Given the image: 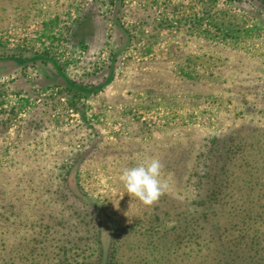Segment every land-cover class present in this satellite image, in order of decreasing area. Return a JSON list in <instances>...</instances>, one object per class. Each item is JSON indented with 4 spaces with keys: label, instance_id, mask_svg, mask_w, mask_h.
Wrapping results in <instances>:
<instances>
[{
    "label": "rangeland",
    "instance_id": "374dc122",
    "mask_svg": "<svg viewBox=\"0 0 264 264\" xmlns=\"http://www.w3.org/2000/svg\"><path fill=\"white\" fill-rule=\"evenodd\" d=\"M0 264H264V0H0Z\"/></svg>",
    "mask_w": 264,
    "mask_h": 264
},
{
    "label": "trees",
    "instance_id": "16d2710c",
    "mask_svg": "<svg viewBox=\"0 0 264 264\" xmlns=\"http://www.w3.org/2000/svg\"><path fill=\"white\" fill-rule=\"evenodd\" d=\"M58 73V75L65 81V83L68 85V87L72 90V91H78V93L80 95H83V94H88V93H92V90L91 88H85V87H82L80 85H76L73 81H71L70 79H68L65 74L63 73V71L61 69H55ZM78 94V95H79ZM80 97V96H79ZM215 191V190H214Z\"/></svg>",
    "mask_w": 264,
    "mask_h": 264
}]
</instances>
